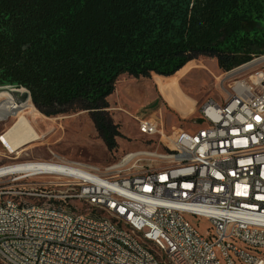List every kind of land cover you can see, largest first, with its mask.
<instances>
[{"label":"built area","instance_id":"obj_1","mask_svg":"<svg viewBox=\"0 0 264 264\" xmlns=\"http://www.w3.org/2000/svg\"><path fill=\"white\" fill-rule=\"evenodd\" d=\"M245 69L223 103L204 102L197 132L167 134L162 121L136 117L151 149L106 168L55 154L0 167V194L19 192L29 203L20 212L3 200L0 264H154L138 237L160 244L161 264H264V55L228 73ZM6 131L0 144L9 150ZM24 189L74 207L73 218L41 212ZM101 213L117 214L134 236L112 232ZM191 219L206 220L209 233Z\"/></svg>","mask_w":264,"mask_h":264},{"label":"trees","instance_id":"obj_2","mask_svg":"<svg viewBox=\"0 0 264 264\" xmlns=\"http://www.w3.org/2000/svg\"><path fill=\"white\" fill-rule=\"evenodd\" d=\"M264 55V0H0V86L47 118L88 113L110 153L121 77H175L201 58L223 73Z\"/></svg>","mask_w":264,"mask_h":264},{"label":"rangeland","instance_id":"obj_3","mask_svg":"<svg viewBox=\"0 0 264 264\" xmlns=\"http://www.w3.org/2000/svg\"><path fill=\"white\" fill-rule=\"evenodd\" d=\"M250 69L236 73H223L214 59L201 58L189 64L175 77L153 76L151 79L120 78L114 95L109 99L110 113L123 134L118 139V149L110 153L98 136L88 113H77L57 118H47L36 108H28L29 117L42 140L33 142L19 155H10L0 144V166L19 161L46 160L54 154L72 162H81L106 168L120 161L131 152H143L151 148L135 121L136 117L162 121L167 134L181 128L199 131L202 126L200 108L208 99L223 103L230 92V85L239 77H247ZM228 74V75H227ZM174 86V90L172 87ZM7 86H0V89ZM0 94V103L5 94ZM2 97V98H1ZM2 101V102H1ZM34 106V105H33ZM16 119L0 123V132L8 131ZM205 128V126H204ZM24 189L25 193H34ZM18 192H12L15 195ZM28 198V197H25ZM30 199V198H29ZM38 198H31L38 202ZM197 230L207 235L206 220L191 219ZM157 251L159 246L152 245Z\"/></svg>","mask_w":264,"mask_h":264},{"label":"bare ground","instance_id":"obj_4","mask_svg":"<svg viewBox=\"0 0 264 264\" xmlns=\"http://www.w3.org/2000/svg\"><path fill=\"white\" fill-rule=\"evenodd\" d=\"M174 90V86L172 87ZM21 94L25 93L24 90L20 91ZM1 94V93H0ZM5 101L0 103V123L9 120L10 118L16 119L12 127L6 131L2 136L4 144L8 147L9 150H6L10 155L15 154L19 155L24 151L28 146L33 142L42 140L41 135L37 132L35 126L26 115V110L28 108L35 109L33 103L28 99L25 103L19 104L15 97L9 93V91H4ZM2 98V97H1ZM259 161H264V153H259ZM6 165L0 166L5 167ZM20 168L13 167L9 171H15ZM34 193H25L23 192V198L28 197L38 198V202L32 204H40V211L45 213H56L59 217L62 218H73L74 216V207L66 205L63 202H45V195L38 194V190L33 191ZM29 199V200H30ZM13 203V209L20 212H29V203H21V195L16 193L15 195L12 192H4L3 195L0 194V210H4V202ZM101 222L108 225V228L114 233H120L123 237H133L134 229H132L127 224L119 223L117 214L114 213H101ZM160 244L155 243V241L148 239L146 237L136 238V245L139 249H144L149 252H153L154 264H161L162 261V251L161 249L157 251L152 247V245ZM37 259H44L43 250H36ZM4 262H11V253H4Z\"/></svg>","mask_w":264,"mask_h":264},{"label":"water","instance_id":"obj_5","mask_svg":"<svg viewBox=\"0 0 264 264\" xmlns=\"http://www.w3.org/2000/svg\"><path fill=\"white\" fill-rule=\"evenodd\" d=\"M21 90H24L25 93L21 94L20 93ZM4 91H9V93H11L15 97V99L20 105L25 103L28 99L31 100L30 92L24 88H18L15 86H7V87H3L0 89V93Z\"/></svg>","mask_w":264,"mask_h":264},{"label":"snow or ice","instance_id":"obj_6","mask_svg":"<svg viewBox=\"0 0 264 264\" xmlns=\"http://www.w3.org/2000/svg\"><path fill=\"white\" fill-rule=\"evenodd\" d=\"M257 119H259V118H257Z\"/></svg>","mask_w":264,"mask_h":264}]
</instances>
